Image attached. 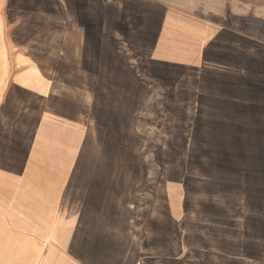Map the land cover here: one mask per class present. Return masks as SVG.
Here are the masks:
<instances>
[{"label":"rangeland","instance_id":"obj_1","mask_svg":"<svg viewBox=\"0 0 264 264\" xmlns=\"http://www.w3.org/2000/svg\"><path fill=\"white\" fill-rule=\"evenodd\" d=\"M160 1L204 18L200 38L189 34L174 46L182 59L194 53L182 65L199 68L179 76L175 96L170 80L156 79L153 59H139L149 42L120 34L109 45V74L103 67L98 77L82 78L69 69L56 81L63 93L79 86L99 99L85 100L89 139L81 164L67 177L58 167L67 181L56 215L62 243L51 264H264V70L240 71L234 36L218 37L216 0ZM246 9L243 30H250ZM231 18L225 27L233 30ZM261 31L252 35L264 43ZM5 37L14 64L27 51H16L8 29ZM174 226L187 230L188 246L182 237L175 245Z\"/></svg>","mask_w":264,"mask_h":264},{"label":"crops","instance_id":"obj_2","mask_svg":"<svg viewBox=\"0 0 264 264\" xmlns=\"http://www.w3.org/2000/svg\"><path fill=\"white\" fill-rule=\"evenodd\" d=\"M245 7L250 30H243ZM262 7L263 12L258 11ZM216 8L222 26L218 37L227 42L234 36L240 71L241 67L244 74L245 68L253 74L264 70V43L258 41L263 38L252 35L264 33V0H216ZM181 10L160 0H0V264H51L58 256L62 231L56 215L61 210V181H67L59 176L58 167L67 177L81 164L89 139L85 100L93 95L99 99L97 91L89 90L87 96L79 86L73 95L63 93L56 85L58 77L66 79L71 69L82 78L98 77L103 67L109 74L113 65L109 45L120 34L149 42L142 47L150 50L139 59L144 63L153 59L156 79L170 80L169 95L175 96L179 76H190L196 68L181 64L193 61L194 53L182 59L174 46L186 36L200 38L204 29L201 14ZM231 15L233 30L225 27ZM7 29L16 51H27L17 53L14 64L3 48ZM21 40L26 43L20 44ZM205 57L202 54L200 60ZM25 66L31 73L28 83L21 80ZM56 100L62 102L59 110ZM175 229L170 230L175 245L182 237L188 246L187 230ZM176 253L181 256V247Z\"/></svg>","mask_w":264,"mask_h":264}]
</instances>
